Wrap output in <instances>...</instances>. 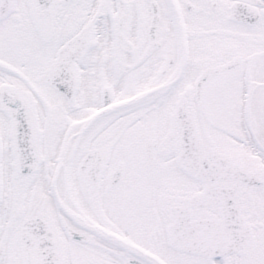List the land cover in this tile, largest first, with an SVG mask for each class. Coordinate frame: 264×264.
I'll list each match as a JSON object with an SVG mask.
<instances>
[{"label":"snow or ice","instance_id":"1","mask_svg":"<svg viewBox=\"0 0 264 264\" xmlns=\"http://www.w3.org/2000/svg\"><path fill=\"white\" fill-rule=\"evenodd\" d=\"M0 264H264V0H0Z\"/></svg>","mask_w":264,"mask_h":264}]
</instances>
